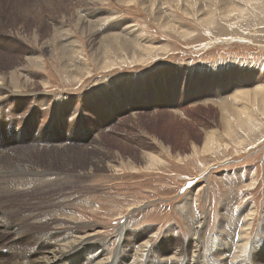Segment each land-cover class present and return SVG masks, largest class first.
Segmentation results:
<instances>
[{"label":"rangeland","instance_id":"rangeland-1","mask_svg":"<svg viewBox=\"0 0 264 264\" xmlns=\"http://www.w3.org/2000/svg\"><path fill=\"white\" fill-rule=\"evenodd\" d=\"M258 86L264 0H0V125L8 147L27 140L73 153L87 148L52 175L59 179L7 203L57 214L50 226L64 236L81 221L82 231L97 233L87 255L95 260L120 257L121 235L127 230V241L147 229L160 258L184 244L189 259L202 252L198 264H223L221 251L226 264H264ZM241 91L246 103L232 99ZM242 107L247 125L235 118ZM207 138L217 150H204ZM9 253L0 249L3 258ZM204 253L213 254L206 263Z\"/></svg>","mask_w":264,"mask_h":264},{"label":"bare ground","instance_id":"bare-ground-1","mask_svg":"<svg viewBox=\"0 0 264 264\" xmlns=\"http://www.w3.org/2000/svg\"><path fill=\"white\" fill-rule=\"evenodd\" d=\"M116 37L117 36H112L109 38L105 37V39L107 43L108 42L110 43L112 40L116 39ZM142 54L143 57L141 58L147 56L145 51H143ZM148 57L149 55L147 56V58ZM112 65L113 63L110 64L108 63L107 65H105V67L112 68L113 67ZM257 90H262L260 91L261 93L264 92V89L259 88V86ZM248 95H249L248 92H243V93L242 91L239 93L236 92L232 96L233 97L232 99L233 101L238 100L239 102L246 103L247 102L246 97L250 98ZM224 104L225 102L221 104L222 108L224 107L223 106ZM234 113L236 115L235 118L238 119L240 124L247 125V122L250 121V119H248L250 115L249 111L244 107L237 108V110H235ZM2 128H4V132L1 131ZM0 132H1L0 133V249L7 248V250H10V253L9 255H7V257L3 258L0 256V264H71V262H73V259L79 261L77 262V264H127L126 260L124 259L128 258L127 252L132 250L134 247L137 248L135 250L137 256H133L131 258L132 261L128 262V264H134L139 260H147L148 256L150 255L155 256L152 264H166L163 260L171 259L172 261L173 260L176 261V259L178 260V258L184 259L182 264H198V262H201V260L199 261V257L202 256V252L200 251L199 253L196 252L195 250L197 254L193 253L191 255L192 257L189 259L186 256L187 249L185 248L184 244H182V246L178 248V250H176L171 255L161 257L163 259L162 260L160 258L161 254L159 253L154 254V251H152V248H150L151 246L149 244L151 242V238L153 234L149 233L145 238L146 232H148L147 229L144 230L143 232H140L141 234H139V236H136L135 232L134 233L132 232V236L128 237L127 241H126L127 230L124 234L121 235L123 237L120 241L119 250L120 253H122V255H119L120 257L117 256L118 255L117 253L114 256L113 255L111 256V254H109L111 256V260L104 261L106 260V256H103L106 255V253H104L103 255L100 254V256H98L99 259L95 260L96 257L90 258L87 257V255L89 253V244L91 242V239L94 237V235H97V233L90 231H89L90 233L89 232L87 233L85 231H82L81 229H84L85 227L81 221L78 222V221L70 220L73 223V225L75 224L74 227L72 228H76L78 230H75L76 231L75 232L72 231L73 229L71 228L72 230L70 233L72 234L64 236L62 235V233L60 234L55 230H53L54 229L53 226L52 227L50 226L51 223L56 222L54 218H57L56 216L57 214L55 216L52 215L50 217L51 211H49L48 209L47 211L38 210V209L36 210L35 207L32 208L35 205V203H32V205H30L31 211L29 212L27 211L26 213H24L25 211L20 212L19 209L14 210L10 208L7 201L10 202L11 201L10 199L18 195L21 196L23 194H26V192L28 193L32 191L33 189H35V187H37L39 190H42L46 185H48L52 181V179L54 178L59 179L60 177L58 178L53 176L59 175L64 170H66V168L67 169L69 167L72 168L73 162L75 161L73 160V158L76 159H83V157L85 158V156L87 155V148L86 147L79 148L77 153H73L69 149L70 148L69 145H65L63 147L60 146V148L59 147L53 148L47 146L44 147L40 145L37 141L27 142V140H14L13 141L14 146L8 147L9 143L6 141L7 126L2 127L0 125ZM206 149L217 150L218 147L214 142V140L207 138L206 141L204 142V150ZM76 161H80V160H76ZM62 163H64V165ZM79 167L82 170L87 169V162L85 161V159L82 162V164L79 165ZM1 174H3V176H1ZM85 201H89V199L86 198ZM36 206L39 207L37 204ZM46 212H49L48 213L49 217L43 219V214L44 213L46 214ZM59 215L61 216L62 214ZM54 236H56L55 237L56 239H54ZM245 238L247 237H244V239ZM63 241L65 242L61 244V242ZM144 247H148V249H146L147 252H142L145 249ZM194 247H197L196 241L194 243ZM220 254L223 255L222 258L223 264H226L227 262L225 258L226 254H224V251H221ZM237 254L238 253H236L235 256H238ZM212 255L213 254L207 255L204 253V256L206 257L205 258L206 260H204L205 263L211 260ZM80 259L83 261L81 262ZM207 264H214V263L210 261L207 262Z\"/></svg>","mask_w":264,"mask_h":264}]
</instances>
